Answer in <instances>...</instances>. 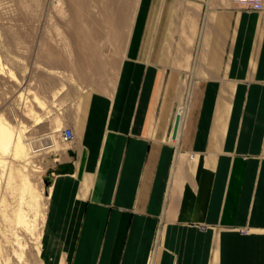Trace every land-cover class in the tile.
I'll return each instance as SVG.
<instances>
[{"label": "crops", "instance_id": "obj_1", "mask_svg": "<svg viewBox=\"0 0 264 264\" xmlns=\"http://www.w3.org/2000/svg\"><path fill=\"white\" fill-rule=\"evenodd\" d=\"M135 13L113 85L63 125L75 138L53 171L46 263L264 264V12Z\"/></svg>", "mask_w": 264, "mask_h": 264}, {"label": "rangeland", "instance_id": "obj_2", "mask_svg": "<svg viewBox=\"0 0 264 264\" xmlns=\"http://www.w3.org/2000/svg\"><path fill=\"white\" fill-rule=\"evenodd\" d=\"M137 2L131 0L125 16V36L119 41L112 36L111 23H105L98 31L84 28L81 34L82 28L71 24L62 0H0V114H4L15 132L22 130L28 142H34L35 150L40 151L33 153L30 146L14 157L12 150H0V236L3 243L15 249L19 248L18 239L22 242L24 248L19 251L23 257L17 259V264H48L43 256V234L51 186L46 182L52 180L54 167L66 147L57 131L74 120L78 104L86 94L108 90L113 85ZM203 21L204 18L200 19V28ZM93 31L98 34L92 43L95 49L107 53V61L104 55L97 61H106L102 71H95L93 63H78L80 57L81 61L85 58L83 45L90 42L87 37ZM63 40L70 45V57L61 50ZM50 137L55 141L52 149L56 152L47 154L44 152L52 150H45L53 144ZM41 153L33 164L41 166V171L34 172L36 167L26 165V158ZM19 210L25 212L30 230L18 224Z\"/></svg>", "mask_w": 264, "mask_h": 264}, {"label": "bare ground", "instance_id": "obj_3", "mask_svg": "<svg viewBox=\"0 0 264 264\" xmlns=\"http://www.w3.org/2000/svg\"><path fill=\"white\" fill-rule=\"evenodd\" d=\"M62 1L65 2L67 5V12H69L71 24L77 28H82L81 34L85 32L84 28L93 27L95 28L96 31H98L102 27L103 28L105 27V23H107V25H109L108 23H111L113 25L112 31L114 30V34L112 35L113 38L116 40L122 41L123 37L125 36L123 35L124 34L123 28L126 23L125 16H126V13L130 10L131 0H62ZM85 30L87 31V29ZM95 33L96 32L93 31L92 34H89L90 37L85 36L87 38H90V42L87 43L85 46L83 45L85 58H83L84 60L81 61L80 60L81 57H80L78 60V63H79V66L86 65L87 63H90V66H92V63H93L92 68H94L95 71H100V70L102 71L104 70V65L107 61V53L102 54L97 49V47L95 49L94 44H92L95 39V36L98 35ZM60 44L62 46L61 50L65 53V55H68V57H70L71 49H70V45L67 43V40L61 41ZM102 55H104L106 61L105 63H98L97 61H99V57H102ZM85 61H86V64H85ZM40 102L42 105H46L44 101L40 100ZM176 134H177V131H175L174 135ZM50 138L52 139L51 141L53 144L52 145L50 144L48 147L44 146L46 147L45 150L52 149L56 145L54 139L52 137ZM28 141L29 139H26L22 130H20L19 132H15L14 127L11 125V123L8 122L7 118H4V114H0V150L2 152L7 153L9 150H12L14 157H18L20 152H25V150H28L30 148V146H32L33 153L40 152V151L35 150V147L33 145L34 142H28ZM54 150L55 149H52L44 153L48 154ZM39 155H42V153L35 154L29 157H27L26 155L27 157L26 165H29V164L33 165L34 162L38 161L37 157ZM34 167H36V169L34 170L32 169L34 172L41 171V168H42L41 166H38L36 164V165H33V168ZM17 222L18 224H21L22 226L26 227L27 230L31 229V225H29V222L26 219L25 212L21 213L19 210L18 215H17ZM18 245H19L18 249H15L13 246L6 245V243L2 242V238L0 236V264H17V259H20V260L22 259L23 252L22 251L20 252L19 250L20 249L22 250L24 247L22 245V242L19 241V239H18Z\"/></svg>", "mask_w": 264, "mask_h": 264}, {"label": "built area", "instance_id": "obj_4", "mask_svg": "<svg viewBox=\"0 0 264 264\" xmlns=\"http://www.w3.org/2000/svg\"><path fill=\"white\" fill-rule=\"evenodd\" d=\"M232 2L243 5L250 10L264 12V0H232ZM59 133L63 142H70L75 138L74 130L70 126L61 127Z\"/></svg>", "mask_w": 264, "mask_h": 264}, {"label": "water", "instance_id": "obj_5", "mask_svg": "<svg viewBox=\"0 0 264 264\" xmlns=\"http://www.w3.org/2000/svg\"><path fill=\"white\" fill-rule=\"evenodd\" d=\"M175 137H176V135L173 136V138H175ZM51 184H52V180H47L46 185L50 187Z\"/></svg>", "mask_w": 264, "mask_h": 264}]
</instances>
